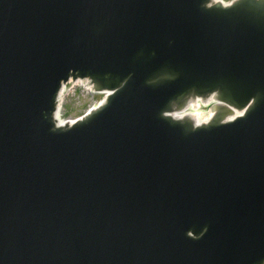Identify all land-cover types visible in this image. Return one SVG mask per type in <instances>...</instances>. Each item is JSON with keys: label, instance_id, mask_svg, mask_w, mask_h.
I'll return each mask as SVG.
<instances>
[{"label": "water", "instance_id": "water-1", "mask_svg": "<svg viewBox=\"0 0 264 264\" xmlns=\"http://www.w3.org/2000/svg\"><path fill=\"white\" fill-rule=\"evenodd\" d=\"M0 264H264V0H0Z\"/></svg>", "mask_w": 264, "mask_h": 264}, {"label": "bare ground", "instance_id": "bare-ground-1", "mask_svg": "<svg viewBox=\"0 0 264 264\" xmlns=\"http://www.w3.org/2000/svg\"><path fill=\"white\" fill-rule=\"evenodd\" d=\"M220 1L221 0H216V2L218 3H220ZM77 87L83 88L89 94H96V92L94 91L93 87L91 86L90 82L87 79L85 80H78V79L73 80L72 79V81L69 82L67 86L63 87V95L62 94L59 95L58 105H57L58 107L57 108V126L63 127L66 125L71 126L74 124V122L62 120L60 110H61L62 105L64 104V99L68 95L70 90L71 91L75 90ZM106 95H108V93L104 94L105 97ZM214 102L216 104L215 108L218 107L217 105H221V104H217L215 98H209V104L214 103ZM103 104H104V101L99 106L94 107L92 111L97 110L98 107L103 106ZM202 104L205 106L209 105L208 103L200 99H197V104L196 103L188 104L187 107L182 112L174 114L177 116H173V117L176 120H186V119L195 120L196 127L206 125L211 121L212 117L214 116L215 110L212 109L210 113L205 114L204 112L200 110ZM221 107H226V106L221 105ZM232 115H233V118H227L226 121L230 122V121L235 120V118H238L241 116V114L237 112L235 113L232 112Z\"/></svg>", "mask_w": 264, "mask_h": 264}, {"label": "rangeland", "instance_id": "rangeland-1", "mask_svg": "<svg viewBox=\"0 0 264 264\" xmlns=\"http://www.w3.org/2000/svg\"><path fill=\"white\" fill-rule=\"evenodd\" d=\"M233 0H224L230 3ZM105 99L103 94H89L83 88L77 87L75 90H70L64 99V104L61 107V117L64 121H75L86 116L90 110L99 106ZM214 109V104L211 107L201 105V111L205 114L210 113Z\"/></svg>", "mask_w": 264, "mask_h": 264}]
</instances>
